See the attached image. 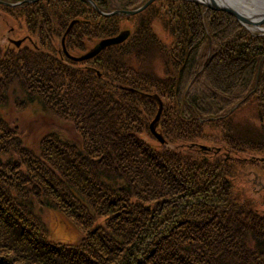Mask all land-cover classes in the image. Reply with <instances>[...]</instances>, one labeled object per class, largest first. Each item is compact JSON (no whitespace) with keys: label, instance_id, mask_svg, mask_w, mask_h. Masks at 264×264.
I'll use <instances>...</instances> for the list:
<instances>
[{"label":"trees","instance_id":"1","mask_svg":"<svg viewBox=\"0 0 264 264\" xmlns=\"http://www.w3.org/2000/svg\"><path fill=\"white\" fill-rule=\"evenodd\" d=\"M94 1L108 11L146 0ZM56 2L64 8L24 4L42 19L31 25L40 42L0 44V109L37 102L59 120L29 145L0 111V264H264V209L233 191L237 164L248 171L264 155V34L224 10L166 0L167 20L156 15L169 42L143 14L150 3L124 20L127 39L76 60L116 35L118 18L88 0ZM71 22L58 49L48 32ZM153 93L163 142L150 129ZM245 107L257 140L237 117ZM45 208L81 238H50Z\"/></svg>","mask_w":264,"mask_h":264},{"label":"rangeland","instance_id":"2","mask_svg":"<svg viewBox=\"0 0 264 264\" xmlns=\"http://www.w3.org/2000/svg\"><path fill=\"white\" fill-rule=\"evenodd\" d=\"M33 1L37 0H0V44L2 46H7L11 45L12 47L16 46H22L23 45H32L35 44V42H40L42 38V34H39L38 31L32 30V26L34 25V22H40L42 19L40 18L39 15H35L34 11L32 10L31 12L24 9L26 6L24 4L26 3H31ZM40 1V0H39ZM44 4H47L44 2ZM55 4L50 2L46 5L47 8L50 10L52 8H64L61 4H58L56 0H54ZM91 3L92 8H94L97 12H99L102 16H112L117 19V22L115 25L117 26L118 33L114 36L118 35H124V40L127 39L131 33L132 26L134 23H131V20L124 21L126 20L130 15L136 14L143 12L147 6L151 3V6L148 8L143 14L147 13L148 18H152L151 25L153 26V29L155 32L159 35L160 38H163L165 41H170L172 39V34L167 31V29L163 28L164 26L161 24V22L158 20L156 14H162L165 20H167L165 17L168 16L167 13H165L166 7V0H146L143 4L142 2H138L135 5H132L128 7L129 9H108V11H101L97 5L96 1L94 0H88ZM147 1H149L147 6L142 7ZM191 1V0H188ZM192 2V1H191ZM198 4H201L205 6L202 2H196ZM141 4V5H140ZM222 5V3H219ZM225 5H228L224 3ZM223 4V5H224ZM142 7V8H140ZM206 7V6H205ZM45 9V8H44ZM213 9V8H211ZM238 9V8H236ZM260 6H257L255 10H261ZM136 12H131L130 11H135ZM220 10V9H216ZM239 10V9H238ZM251 10V9H250ZM129 11V12H127ZM240 11V10H239ZM254 15H259L258 13H253ZM128 15V16H127ZM256 15V16H257ZM137 20H142L140 18H137ZM144 20V19H143ZM133 22V21H132ZM139 22V21H137ZM136 22V23H137ZM245 25L248 30L258 33L264 34V21L258 24L254 23H242ZM72 26V22L68 23L67 27L61 31V33L57 31H49L48 33L55 34L52 37V43H55V47H58V49H64L65 47V36L67 35L70 27ZM130 29V30H129ZM30 31L32 33H30ZM113 37V36H112ZM106 37H102L98 40H96L94 43L89 44L88 47L85 49L84 52H82L81 55L78 56H83L86 54L92 53L97 44L102 41V39H105ZM32 43V44H30ZM54 46V45H53ZM103 49V48H102ZM102 49H100L97 53L94 55H91L90 57H86L85 59H90L93 58L94 56L98 55ZM83 59V60H85ZM154 61L156 63L157 67V72H161V68L159 67V59L158 55L156 54L154 56ZM99 73V72H98ZM150 98L154 99L156 103V113L161 114V111L163 109V101L161 100L160 96L157 93H153L152 95L150 94ZM15 102H17V99L15 101L10 100V102L4 106L1 107L0 111L1 113L7 118V119H12L16 120V122L21 126L23 129V133L25 134L24 138V143H28L29 145H37L39 139L41 136H43L45 133H47L50 130H53L56 124L59 123V120L56 119L54 120L53 116L51 113H47L46 111L42 110V107L37 103L33 102L30 104H26L23 107H17L15 106ZM159 107L161 108L159 110ZM236 107V104L231 108L229 111H232ZM242 113H239L237 117L242 120V121H255L257 118L255 117V110L250 111L248 113L247 107H245L243 110L241 109ZM250 117H247L249 116ZM158 117V119H159ZM158 121V120H157ZM252 121L250 123L251 127H248V130L252 131L255 135V139L257 140L260 137V131L258 130L257 127L253 126ZM211 128H214L212 125H210ZM205 132L212 136L214 134L213 131H211L208 127H205ZM242 130V126H241ZM154 131L156 133H159L162 135V131L158 128V122L156 123L154 127ZM206 138H204L205 140ZM208 141V140H205ZM203 148H206L205 144L202 145ZM251 160L259 161L261 160L262 166L257 165V166H252L248 171H242V160L241 163L237 164L238 168L234 171L236 174V179L234 186H233V191L235 192H240L242 195V187L245 190V193L243 195L244 198H253L261 207L264 209L263 203V193H264V155L261 156H253L250 158ZM38 210V207L36 208ZM40 212V216L46 223V227L48 229V235L50 238L54 240H60V241H66V242H75L81 238V235L83 232H81L80 228L78 225H76L73 221L68 219L66 215H64L60 210H55L52 208H45L42 209Z\"/></svg>","mask_w":264,"mask_h":264},{"label":"water","instance_id":"3","mask_svg":"<svg viewBox=\"0 0 264 264\" xmlns=\"http://www.w3.org/2000/svg\"><path fill=\"white\" fill-rule=\"evenodd\" d=\"M149 1H152V0H149ZM149 1H147L144 5H142V7L144 6H147L149 3ZM191 1H194V2H202L203 4H205L206 7L208 8H213V9H220V10H224L232 15H234L236 17V19L238 21H240L241 23L245 22V23H254V24H258V23H261L264 21V13H262L260 15V19L259 20H255V18H253L252 15H250L249 17L244 15L242 13V11H239L238 9H236L235 7L231 6V5H221L219 4L216 0H191ZM148 3V4H147ZM140 7V8H142ZM137 10L135 11H127L129 13L131 12H136ZM124 35H118V36H113V37H107L105 39H102V41H100L95 50L90 53V54H86V55H83V56H79V57H73L74 59L76 60H83L85 59L86 57H90L91 55H94L95 53H97L100 49L106 47V46H109V45H112V44H117V43H120L121 41H123L124 39ZM161 108L159 107V110ZM158 117H159V114H157L155 116V118L152 120V122L150 123V129L151 131L153 132V134L158 138L159 141L163 142V139H162V136L161 134L159 133H156L154 131V127L157 123V120H158Z\"/></svg>","mask_w":264,"mask_h":264},{"label":"bare ground","instance_id":"4","mask_svg":"<svg viewBox=\"0 0 264 264\" xmlns=\"http://www.w3.org/2000/svg\"><path fill=\"white\" fill-rule=\"evenodd\" d=\"M218 3H226L235 8H238L246 16L252 15L255 20H259L260 15L264 13V0H216ZM194 2V1H192ZM196 3V2H195ZM257 6H260L261 10H255ZM251 9V10H250ZM253 13H258L259 15H254ZM245 26V25H244ZM64 52V51H63ZM70 52V51H69ZM65 54V53H64Z\"/></svg>","mask_w":264,"mask_h":264}]
</instances>
